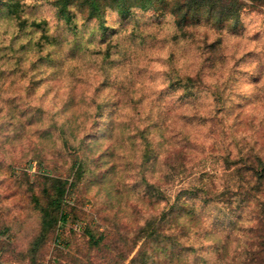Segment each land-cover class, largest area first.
<instances>
[{
	"label": "rangeland",
	"instance_id": "1",
	"mask_svg": "<svg viewBox=\"0 0 264 264\" xmlns=\"http://www.w3.org/2000/svg\"><path fill=\"white\" fill-rule=\"evenodd\" d=\"M242 2L237 25L179 31L162 10L67 22L0 0V264L251 258L258 215L224 200L264 190V7Z\"/></svg>",
	"mask_w": 264,
	"mask_h": 264
},
{
	"label": "trees",
	"instance_id": "2",
	"mask_svg": "<svg viewBox=\"0 0 264 264\" xmlns=\"http://www.w3.org/2000/svg\"><path fill=\"white\" fill-rule=\"evenodd\" d=\"M55 7L59 10V13L65 18L67 22H71L70 15L67 14L70 6L78 4L87 14L88 19H96L103 15V13L109 9L118 10L121 15H127L132 10L148 11L151 9L162 10V13L171 14L175 26L179 31L185 30L189 26L202 22L206 17H212L219 15L217 18L218 24L227 19H232V24L237 25L240 13L245 6L242 0H51ZM253 4V6L260 5L264 7V0H246ZM163 7V8H162ZM260 169L254 171H248L251 173L250 178L256 179L264 185V164L260 165ZM261 170V171H259ZM235 197V198H234ZM228 202V205L237 204L236 209L242 207H248L252 209L254 213H257L256 222L252 229L248 230L246 235L245 245L248 253L251 255L250 259H247L245 264H253L255 256H258L259 252L255 249L257 244V236H259L261 244L260 250H264V190L260 191L255 188L243 189L237 194H229L224 199ZM168 214H164L163 217H167ZM47 212L43 213V221H46ZM61 221L67 220V215L60 217ZM233 225V224H232ZM240 225V224H239ZM238 223L227 229L228 232L224 234V240L218 241V244H222V247L227 250L225 257L230 253L232 242L236 233L238 232ZM47 227H44L43 231ZM243 232L245 229H243ZM228 246V247H227ZM227 247V249H226Z\"/></svg>",
	"mask_w": 264,
	"mask_h": 264
}]
</instances>
